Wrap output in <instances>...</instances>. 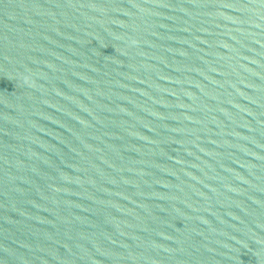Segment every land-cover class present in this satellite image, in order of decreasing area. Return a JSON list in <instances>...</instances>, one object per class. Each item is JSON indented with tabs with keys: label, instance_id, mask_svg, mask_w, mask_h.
<instances>
[{
	"label": "water",
	"instance_id": "obj_1",
	"mask_svg": "<svg viewBox=\"0 0 264 264\" xmlns=\"http://www.w3.org/2000/svg\"><path fill=\"white\" fill-rule=\"evenodd\" d=\"M0 264H264V0H0Z\"/></svg>",
	"mask_w": 264,
	"mask_h": 264
}]
</instances>
